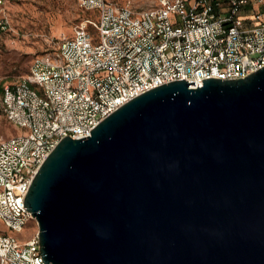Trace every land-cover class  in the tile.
<instances>
[{
  "label": "water",
  "instance_id": "1",
  "mask_svg": "<svg viewBox=\"0 0 264 264\" xmlns=\"http://www.w3.org/2000/svg\"><path fill=\"white\" fill-rule=\"evenodd\" d=\"M202 81L59 142L24 199L45 264H264V66Z\"/></svg>",
  "mask_w": 264,
  "mask_h": 264
},
{
  "label": "built area",
  "instance_id": "2",
  "mask_svg": "<svg viewBox=\"0 0 264 264\" xmlns=\"http://www.w3.org/2000/svg\"><path fill=\"white\" fill-rule=\"evenodd\" d=\"M264 0H77L90 16L34 57L4 86L6 118L27 130L0 140V220L21 233L34 216L24 199L41 165L67 137L84 138L118 108L159 85L245 78L264 66ZM13 30L0 0V35ZM37 222V221H36ZM0 264H45L38 233L0 231Z\"/></svg>",
  "mask_w": 264,
  "mask_h": 264
},
{
  "label": "rangeland",
  "instance_id": "3",
  "mask_svg": "<svg viewBox=\"0 0 264 264\" xmlns=\"http://www.w3.org/2000/svg\"><path fill=\"white\" fill-rule=\"evenodd\" d=\"M117 4L131 2L145 5V0H110ZM13 20V30L0 35V140L27 130L16 127L4 115L2 90L9 83L24 78L30 71L34 57L56 46L59 39L71 35L88 12L77 0H6ZM252 12L264 16V4L252 6ZM0 231L28 240L38 233V223L30 220L21 233L8 230L0 220Z\"/></svg>",
  "mask_w": 264,
  "mask_h": 264
},
{
  "label": "trees",
  "instance_id": "4",
  "mask_svg": "<svg viewBox=\"0 0 264 264\" xmlns=\"http://www.w3.org/2000/svg\"><path fill=\"white\" fill-rule=\"evenodd\" d=\"M8 10V9H7ZM83 10V9H82ZM85 11V10H84ZM9 12V11H8ZM88 12V11H87ZM10 14V13H9ZM11 16V15H10ZM88 16H90V12H88ZM87 16V17H88ZM87 17H85V18H87ZM12 18V17H11ZM12 22H13V20H12ZM6 34V33H5ZM3 35V34H2ZM3 90H4V87H3ZM3 90H2V93H3ZM4 115H5V113H4Z\"/></svg>",
  "mask_w": 264,
  "mask_h": 264
}]
</instances>
